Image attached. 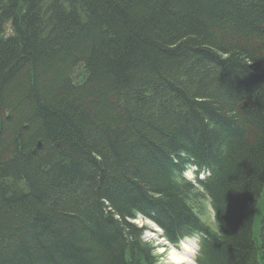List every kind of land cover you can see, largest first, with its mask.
<instances>
[{"label":"trees","instance_id":"1","mask_svg":"<svg viewBox=\"0 0 264 264\" xmlns=\"http://www.w3.org/2000/svg\"><path fill=\"white\" fill-rule=\"evenodd\" d=\"M138 217L264 264V0H0V264H156Z\"/></svg>","mask_w":264,"mask_h":264},{"label":"clouds","instance_id":"2","mask_svg":"<svg viewBox=\"0 0 264 264\" xmlns=\"http://www.w3.org/2000/svg\"><path fill=\"white\" fill-rule=\"evenodd\" d=\"M181 175L189 182L203 178L199 166L195 163L186 165ZM221 211L222 214L226 213L227 208ZM157 238L166 240L167 244L157 245L155 242H150L151 254L156 259V264H200L202 234L193 232L174 238L166 229L160 227ZM161 248L163 251L160 250Z\"/></svg>","mask_w":264,"mask_h":264},{"label":"rangeland","instance_id":"3","mask_svg":"<svg viewBox=\"0 0 264 264\" xmlns=\"http://www.w3.org/2000/svg\"><path fill=\"white\" fill-rule=\"evenodd\" d=\"M260 205H262V203H260ZM202 215L204 218L209 217L211 220H213V214H212L211 208L209 206L208 201L206 200H204V211ZM134 223L138 227L142 226L144 228V233L142 237L144 242H155V244L157 245L167 244V242H165L163 239L157 238L159 231L152 223L145 221L141 218H137ZM210 226L214 228V225L212 223L210 224ZM160 250L163 251V248H161Z\"/></svg>","mask_w":264,"mask_h":264},{"label":"bare ground","instance_id":"4","mask_svg":"<svg viewBox=\"0 0 264 264\" xmlns=\"http://www.w3.org/2000/svg\"><path fill=\"white\" fill-rule=\"evenodd\" d=\"M202 176H203V175H202ZM204 178H205V177L203 176V178H202V179H198V180H200V181H201V180H204Z\"/></svg>","mask_w":264,"mask_h":264}]
</instances>
